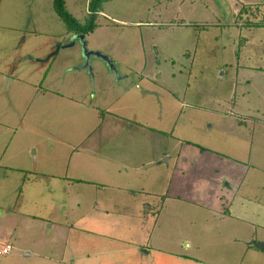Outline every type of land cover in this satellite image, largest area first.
Segmentation results:
<instances>
[{
    "label": "rangeland",
    "instance_id": "374dc122",
    "mask_svg": "<svg viewBox=\"0 0 264 264\" xmlns=\"http://www.w3.org/2000/svg\"><path fill=\"white\" fill-rule=\"evenodd\" d=\"M90 2L65 0L82 25ZM103 12L98 27L86 35L87 48L108 57L114 69L96 56L84 68L79 40L66 48L76 34L68 32L54 0H0V264H111L112 258L127 257L116 254L126 245L142 243L133 218L118 225L117 216L92 211L110 191L71 183L111 179L97 174L111 163L85 147L105 145L103 132L119 131L115 125L123 130L148 122L160 133L150 140L125 134L111 144H151L168 151L182 144L185 154L201 146L207 154H220L222 166L229 155L264 159L259 127L264 118L258 114L264 72L248 69L264 67V27L246 26L264 24V0H113ZM143 90L157 95L142 98ZM122 108L131 115L106 113ZM243 113L253 119L242 120ZM252 142L262 145L257 153ZM204 175L192 184L198 190L209 181ZM87 219L109 232L85 233ZM181 219L179 227L151 230V241L166 235L175 240V253L196 255L201 262L183 258L160 264H264V255L251 260L245 246L228 242L225 225L192 227ZM193 242L205 249H187ZM8 245L12 252L2 255ZM142 255L144 264H157L151 262L153 252Z\"/></svg>",
    "mask_w": 264,
    "mask_h": 264
},
{
    "label": "crops",
    "instance_id": "0c3cea01",
    "mask_svg": "<svg viewBox=\"0 0 264 264\" xmlns=\"http://www.w3.org/2000/svg\"><path fill=\"white\" fill-rule=\"evenodd\" d=\"M100 16H105V13L102 11ZM116 22L119 21L116 20ZM246 40L247 38H244L243 44L245 45L247 44ZM241 46L242 44L237 51L238 56L242 54L240 52ZM158 52L156 49V54ZM248 69L264 72V67L260 66H248ZM144 70L146 71V67ZM144 70H141V78L143 79L146 78ZM238 76L239 71L236 73V77ZM262 83L264 84V77ZM138 84L143 88V83ZM155 88L158 89L157 86ZM142 92L140 94L142 98L149 94L157 95L155 91L149 93L143 90ZM259 93L261 96L264 94V85H262ZM42 94L47 96L48 92L44 91ZM231 104L233 106L234 103L231 102ZM261 104L258 114L264 118V96L261 98ZM123 109L125 108L120 109L123 114L115 110H106V113L116 116L119 114L121 116L131 115L126 109ZM100 110L102 109L100 108ZM230 114L235 116L236 113L231 112ZM241 118L244 121L253 119L248 113H243ZM263 121H259L261 130L264 128ZM148 124V122L142 124V122L136 121L132 125L133 128L123 130L120 125L114 124L120 130H104L105 140L103 142L106 143L105 145L85 147L92 156L102 158L105 163H111L110 169L101 168L97 171L101 178L111 176V179L104 181H99L100 179L71 180V183L75 181L90 185L91 188L95 187L100 193L107 190L111 192L109 196H100L105 200V203H96L92 209L94 214L117 216L118 225L127 218H133L136 222L134 231L141 233L142 243L126 245V250L116 254H126L127 257L123 260L112 258L111 264H144L147 258L142 254L149 255L151 252L156 255L151 262L154 261L157 264L183 258L190 262H201L196 255L190 257L175 253L173 251L175 240L168 239L166 235L162 240L151 241V230L162 229V227H179L181 225L179 218H182L183 224L186 221L187 225L192 227L204 225L201 224L204 222L206 225L214 227L217 226L215 223L225 225L228 242L245 246V253L250 252L251 260H261L260 255L263 256L264 254H259L260 252L254 248L256 246L261 250L264 249V234H262L264 232V176L258 178V174H255L254 171L258 169L264 172V159H260L256 154L254 157L251 155L249 160H241L229 155L234 159L228 157L227 163L222 166L220 161L224 158L220 154L216 152L213 153L217 155L207 154L209 152L206 151L209 149L202 150L205 148L201 146H197L196 149H191L185 154L182 144L172 146L169 151L151 144L144 146L111 144L115 138L123 137L125 134L130 137L132 134L141 133L150 140L151 135H158L160 131L153 129ZM107 138H112V140L106 141ZM251 146L256 148L257 153L262 145L260 143L254 145L252 142ZM262 151L264 153V147ZM205 157L211 161L207 162ZM73 160L76 161L75 158ZM203 173H207L203 177L209 181H203L204 183L198 190L193 185L196 179L202 177ZM185 187L187 191H185ZM206 216L211 221L209 219L203 221ZM98 229L100 227L94 220L87 219L82 230L88 234L101 236L109 232L108 229H102V231ZM163 232H165L164 229ZM258 243H263V245L259 246ZM185 246L187 249L195 248L200 252L205 249L199 242L189 243ZM136 252L142 257H138V254L136 259L132 258L131 256ZM87 258L89 260L90 255Z\"/></svg>",
    "mask_w": 264,
    "mask_h": 264
},
{
    "label": "trees",
    "instance_id": "16d2710c",
    "mask_svg": "<svg viewBox=\"0 0 264 264\" xmlns=\"http://www.w3.org/2000/svg\"><path fill=\"white\" fill-rule=\"evenodd\" d=\"M110 1L113 0H91L89 4V15L85 25L78 22L77 19L67 11L65 0H54V8L59 17L65 22L69 33L88 35L93 33L98 27V24L96 23L97 18L102 13L104 5ZM245 9L246 8H244L237 16V22H239L240 16ZM249 23L250 22L246 24L247 27H264V24L251 25V23Z\"/></svg>",
    "mask_w": 264,
    "mask_h": 264
},
{
    "label": "water",
    "instance_id": "95a60500",
    "mask_svg": "<svg viewBox=\"0 0 264 264\" xmlns=\"http://www.w3.org/2000/svg\"><path fill=\"white\" fill-rule=\"evenodd\" d=\"M76 40H79L81 42L82 46H83V56H84V59H85L84 68H90V64H89L90 58H91V56H96L98 58H101L105 62H107L111 69H114V65L112 64L111 60L108 57H106V56H104V55H102L100 53H97V52H90L88 50L87 42H86V35H81L80 34V35L74 36V38L71 41V45L66 46V48L74 46ZM132 77H134V76H132Z\"/></svg>",
    "mask_w": 264,
    "mask_h": 264
},
{
    "label": "built area",
    "instance_id": "2783aa9c",
    "mask_svg": "<svg viewBox=\"0 0 264 264\" xmlns=\"http://www.w3.org/2000/svg\"><path fill=\"white\" fill-rule=\"evenodd\" d=\"M12 246H10V245H8V246H6L4 249H3V251H2V255H8V254H10L11 252H12Z\"/></svg>",
    "mask_w": 264,
    "mask_h": 264
},
{
    "label": "flooded vegetation",
    "instance_id": "af4514ba",
    "mask_svg": "<svg viewBox=\"0 0 264 264\" xmlns=\"http://www.w3.org/2000/svg\"><path fill=\"white\" fill-rule=\"evenodd\" d=\"M78 35V34H77ZM80 35V34H79Z\"/></svg>",
    "mask_w": 264,
    "mask_h": 264
}]
</instances>
